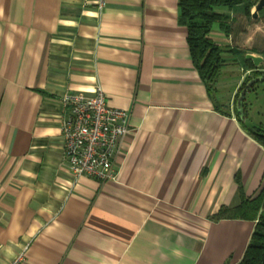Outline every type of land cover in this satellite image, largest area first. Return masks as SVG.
Segmentation results:
<instances>
[{
  "label": "crops",
  "instance_id": "crops-1",
  "mask_svg": "<svg viewBox=\"0 0 264 264\" xmlns=\"http://www.w3.org/2000/svg\"><path fill=\"white\" fill-rule=\"evenodd\" d=\"M0 0V264H238L264 147L214 110L178 0ZM129 112L115 180L75 179L64 92Z\"/></svg>",
  "mask_w": 264,
  "mask_h": 264
},
{
  "label": "trees",
  "instance_id": "trees-1",
  "mask_svg": "<svg viewBox=\"0 0 264 264\" xmlns=\"http://www.w3.org/2000/svg\"><path fill=\"white\" fill-rule=\"evenodd\" d=\"M259 0H178L179 18L178 22L187 29V42L191 53L194 67L198 71L202 82L205 85L207 95L213 104L214 110L226 116L234 114L242 129L264 147V125L254 123L250 120L249 108L245 98L242 101L241 113L249 120L246 124L240 119V112L236 107L239 93L245 84L250 80L247 78L239 87L232 106V113L229 109L219 104L213 95V88L218 79L221 69L227 62V54L235 57L241 64V68L250 70L253 78L264 75V65L255 66L250 59H246L247 52L234 48H223L213 38L210 31L215 23L225 34L229 31V14L225 9L235 10L241 8L247 18H252V8ZM222 9V10H221ZM258 16L264 18V7L258 11ZM243 51V53H241ZM264 62V46L260 52ZM238 57V58H236ZM264 85V79L261 82ZM252 84L248 90L253 88ZM264 88V87H263ZM238 182L239 202L232 207H222L211 216L213 220L223 218H239L256 220L250 241L245 253L238 264H264V187L253 198L244 196L241 184Z\"/></svg>",
  "mask_w": 264,
  "mask_h": 264
},
{
  "label": "built area",
  "instance_id": "built-area-1",
  "mask_svg": "<svg viewBox=\"0 0 264 264\" xmlns=\"http://www.w3.org/2000/svg\"><path fill=\"white\" fill-rule=\"evenodd\" d=\"M97 5L101 8L103 0ZM61 101L67 110L61 126L63 154L71 175L100 182L115 180L114 159L130 131L129 112L109 106L99 87L93 95L64 92ZM19 260L20 256L8 264Z\"/></svg>",
  "mask_w": 264,
  "mask_h": 264
},
{
  "label": "rangeland",
  "instance_id": "rangeland-1",
  "mask_svg": "<svg viewBox=\"0 0 264 264\" xmlns=\"http://www.w3.org/2000/svg\"><path fill=\"white\" fill-rule=\"evenodd\" d=\"M222 10V9H221ZM254 8H252V11ZM229 14V31L225 34L215 23L210 31V37L213 38L223 48H234L243 50L247 53L260 55L264 46V18H247L241 8L235 10L225 9ZM241 51V53H243ZM227 62L221 69L216 84L213 88V95L219 104L229 109L232 113V106L235 101L239 87L247 78L252 79L253 74L250 70L241 68L238 59L226 56ZM238 58V57H236ZM262 62L258 66H263ZM264 70V69H261ZM264 85H256L245 92V100L249 108V118L254 123L264 125ZM234 115V114H233Z\"/></svg>",
  "mask_w": 264,
  "mask_h": 264
},
{
  "label": "water",
  "instance_id": "water-1",
  "mask_svg": "<svg viewBox=\"0 0 264 264\" xmlns=\"http://www.w3.org/2000/svg\"><path fill=\"white\" fill-rule=\"evenodd\" d=\"M264 7V0H259L257 2V4L254 7V10L252 11V18H256L258 17V11H260L262 8ZM246 59H250L253 64L255 66L260 65L263 62V58L260 55H254L252 53H247L245 55ZM264 79V75L259 76L257 78H252L250 79L244 86V88L241 90V92L239 93V96L237 98V102H236V107L238 108L239 112H240V119L242 122L246 123V124H250L249 120L246 119L242 113H241V105H242V101L245 98V92L250 88V86L256 82H261Z\"/></svg>",
  "mask_w": 264,
  "mask_h": 264
}]
</instances>
